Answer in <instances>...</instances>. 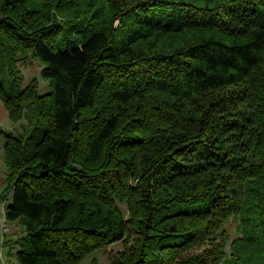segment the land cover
Returning a JSON list of instances; mask_svg holds the SVG:
<instances>
[{"label": "trees", "instance_id": "trees-1", "mask_svg": "<svg viewBox=\"0 0 264 264\" xmlns=\"http://www.w3.org/2000/svg\"><path fill=\"white\" fill-rule=\"evenodd\" d=\"M0 99L12 264H264V0H0Z\"/></svg>", "mask_w": 264, "mask_h": 264}, {"label": "rangeland", "instance_id": "rangeland-1", "mask_svg": "<svg viewBox=\"0 0 264 264\" xmlns=\"http://www.w3.org/2000/svg\"><path fill=\"white\" fill-rule=\"evenodd\" d=\"M44 65L38 57H29L25 62H18V67L23 76L22 88L28 85L32 79L37 78L39 92L44 93L49 91V81L43 78L40 73ZM29 121L28 117H23L18 121L11 120L3 101L0 99V129L17 134L21 131L22 126H26ZM7 171V166L4 162V139L0 134V264H12L16 261L15 251L18 245L15 241L18 240L23 232L21 223L17 220L8 221L5 217V206L12 200V194H9L6 199L1 197V193L6 186L5 177ZM119 206L124 215L127 216L128 210L126 204L121 202ZM223 227L230 233L231 238L241 235L239 219L236 217H229ZM126 245H129L126 241H116L104 247L97 248L87 254L78 264H116L119 251L124 249Z\"/></svg>", "mask_w": 264, "mask_h": 264}]
</instances>
